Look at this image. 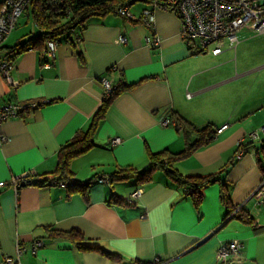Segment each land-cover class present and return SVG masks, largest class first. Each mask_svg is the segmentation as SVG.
Segmentation results:
<instances>
[{
  "label": "crops",
  "instance_id": "1",
  "mask_svg": "<svg viewBox=\"0 0 264 264\" xmlns=\"http://www.w3.org/2000/svg\"><path fill=\"white\" fill-rule=\"evenodd\" d=\"M127 8L133 18L117 11L91 17L80 38L57 42L54 57L45 43L8 52L37 32L27 13L0 44V58H11L14 65L12 83L0 73V103L49 99L0 124L7 137L0 143V181L6 182L0 186V264L15 254L17 241L27 247L20 264H216L217 248L232 239L243 243L242 254L223 264H264V204L255 205L251 196L263 178L264 134L245 139L247 151L236 156L238 140L264 124V35L240 30L235 48L198 54L180 37L174 12L153 9L148 24L142 12L152 8L149 1ZM23 16L34 23L29 31ZM101 76L112 79L114 87H131L107 105L94 145L69 161L70 178L90 181L88 188L70 190L67 183L52 181L14 189L9 180L23 172L57 178L59 149L87 131L102 103ZM167 109L196 128L214 130L208 143L173 166L183 175H207L228 165L222 179L229 205L218 182L204 187L195 205L161 170L148 182L136 176L97 181L124 166L147 170L150 151L184 149L183 129L160 124ZM113 137L121 141L111 144ZM137 187L142 194L127 203ZM230 206L233 212L240 208V217L228 213ZM69 230H78L82 243L97 248L81 249L59 234ZM38 239L43 244L30 252Z\"/></svg>",
  "mask_w": 264,
  "mask_h": 264
},
{
  "label": "built area",
  "instance_id": "2",
  "mask_svg": "<svg viewBox=\"0 0 264 264\" xmlns=\"http://www.w3.org/2000/svg\"><path fill=\"white\" fill-rule=\"evenodd\" d=\"M31 0H1L0 1V44L7 34L16 26L20 16L26 11ZM151 9H145L142 12V19L146 23L152 20L153 9H163L174 12L180 20V37L185 45L193 53L198 54H218L222 52L225 46L235 48L239 41L238 33L240 30H247L253 34L264 35V2L263 0H153ZM117 12L127 17L133 18L127 6L117 9ZM120 41H125V38L120 36ZM147 42H151L146 38ZM158 42L157 38L153 39ZM57 41L47 40L46 49L50 57L55 56ZM13 63L7 59L0 58V73L8 83H12L11 70ZM100 83L103 89V96L107 97L114 89L112 79L106 76L100 77ZM189 96V92L186 93ZM49 99L32 101L29 103L7 100L0 103V124L8 119L17 117L27 108H35ZM162 126L172 125L178 128L175 117L169 109L160 118ZM227 123L216 128V133L221 132ZM264 134V124L250 131L244 139L238 140V149L236 156L240 157L247 147L244 140H254L260 134ZM7 137L0 132V143L6 141ZM121 139L113 137L110 140L111 144H117ZM33 177L29 172H23L20 175L14 176L9 180V184L17 189L22 182L32 180ZM98 182H109L107 176L97 178ZM59 184L65 185L64 180L57 181ZM6 184L0 181V186ZM143 192L142 187H137L132 190L127 198V203H133ZM251 196L254 198V204H264V176L259 185L254 189ZM43 244V241L34 240L28 247L30 252L34 253ZM27 247H24L19 241L16 242L15 254L13 256L6 255L4 264H20V256ZM243 243L238 239H232L226 243H222L216 250V264H223L230 260L239 258L242 254ZM159 261V260H156Z\"/></svg>",
  "mask_w": 264,
  "mask_h": 264
},
{
  "label": "trees",
  "instance_id": "3",
  "mask_svg": "<svg viewBox=\"0 0 264 264\" xmlns=\"http://www.w3.org/2000/svg\"><path fill=\"white\" fill-rule=\"evenodd\" d=\"M135 1L138 0H31L24 14L27 13L31 16L37 25V32L34 36H30L21 42H16L14 45L8 47L7 50L9 53H20L31 47H43L47 40H56L57 42L69 40L72 42V38H80L81 31L86 27V24L91 17L102 16L117 11L118 8L131 5ZM144 1L152 2L153 0ZM8 59L10 60L11 58ZM130 87L131 85H118L114 87L109 96L103 97L102 103L94 113L87 131L79 132L67 144L59 149L57 154L58 165L56 171L53 173L57 178H33L32 180L25 181V183L46 185L52 183V181L67 180L65 182L69 185L70 190L84 191L88 188L90 181L81 183L73 181L70 178V175L68 174L69 161L94 145L93 135L100 121L104 117L107 105L116 95ZM175 119L179 125L177 129H183L185 137V147L182 151L171 152L168 149H162L156 152L150 151L147 156L150 163L147 170L139 172L133 166L120 167L107 175L109 182L114 180H127L132 176H136L140 182H148L152 179V174L155 170H161L176 186L183 188L184 196H190L195 205H198L201 201L202 189L216 182L220 184V193L224 204L229 205V191L226 183H224L222 179V174H225L228 171V165L217 173L207 175H183L173 166V164L179 159L185 157L198 147L208 143L213 137L212 133L214 130L209 125L196 128L190 123L186 121L183 122L177 117H175ZM192 134L195 136L192 137ZM260 169L264 172V166L260 165ZM233 211L234 208L230 206L228 213H233L232 216L240 217V208L235 212ZM59 234L70 237L71 241L81 249L90 250L97 248L96 246H89L82 243L81 240L83 239V236L78 230L59 232ZM105 253L107 255L110 254L106 251Z\"/></svg>",
  "mask_w": 264,
  "mask_h": 264
},
{
  "label": "rangeland",
  "instance_id": "4",
  "mask_svg": "<svg viewBox=\"0 0 264 264\" xmlns=\"http://www.w3.org/2000/svg\"><path fill=\"white\" fill-rule=\"evenodd\" d=\"M24 18H25V16H23ZM24 18H23V22L24 23H22V26H24V27H26V29L29 31L30 29H32L33 28V21L32 20H29V21H27V19L25 18V20H24ZM32 31V30H31ZM30 31V32H31ZM239 35H240V33H239ZM254 47H255V45H254ZM235 52H239V47H236V49H235ZM232 54L234 55V51L232 52Z\"/></svg>",
  "mask_w": 264,
  "mask_h": 264
},
{
  "label": "water",
  "instance_id": "5",
  "mask_svg": "<svg viewBox=\"0 0 264 264\" xmlns=\"http://www.w3.org/2000/svg\"><path fill=\"white\" fill-rule=\"evenodd\" d=\"M25 182H22L21 185H23Z\"/></svg>",
  "mask_w": 264,
  "mask_h": 264
}]
</instances>
